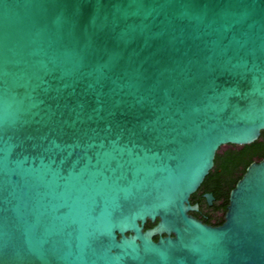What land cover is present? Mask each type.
<instances>
[{
  "label": "water",
  "instance_id": "95a60500",
  "mask_svg": "<svg viewBox=\"0 0 264 264\" xmlns=\"http://www.w3.org/2000/svg\"><path fill=\"white\" fill-rule=\"evenodd\" d=\"M262 130L264 0H0V264H264Z\"/></svg>",
  "mask_w": 264,
  "mask_h": 264
},
{
  "label": "trees",
  "instance_id": "16d2710c",
  "mask_svg": "<svg viewBox=\"0 0 264 264\" xmlns=\"http://www.w3.org/2000/svg\"><path fill=\"white\" fill-rule=\"evenodd\" d=\"M220 149L215 154L212 169L205 176L196 192L190 196V203L198 204V210L192 211L191 214L211 225H218L223 222L229 191L241 178L246 167L251 162L264 158V130L260 132L259 138L251 144L227 145L225 149ZM204 192L213 195L212 206H208L206 203L203 197ZM220 212L222 216H219ZM153 225L154 223L147 221L144 228ZM154 239L156 240L157 237Z\"/></svg>",
  "mask_w": 264,
  "mask_h": 264
},
{
  "label": "flooded vegetation",
  "instance_id": "af4514ba",
  "mask_svg": "<svg viewBox=\"0 0 264 264\" xmlns=\"http://www.w3.org/2000/svg\"><path fill=\"white\" fill-rule=\"evenodd\" d=\"M207 193H209V192H204V193H203V197H204L205 200H206V198H205V194H207ZM213 199H214V198H213ZM212 202H213V200H212ZM206 203H207V201H206ZM207 204H208V203H207ZM208 206H212V203H211V205L208 204ZM219 216H222V213H221V212L219 213Z\"/></svg>",
  "mask_w": 264,
  "mask_h": 264
}]
</instances>
